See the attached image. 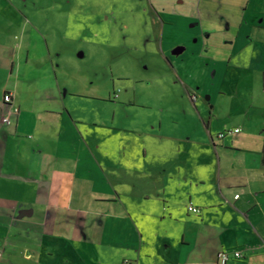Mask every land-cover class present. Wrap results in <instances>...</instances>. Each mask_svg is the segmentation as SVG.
Listing matches in <instances>:
<instances>
[{
  "label": "crops",
  "instance_id": "crops-1",
  "mask_svg": "<svg viewBox=\"0 0 264 264\" xmlns=\"http://www.w3.org/2000/svg\"><path fill=\"white\" fill-rule=\"evenodd\" d=\"M38 2L0 0V81L9 83L15 75L17 79L35 81L33 90L53 92L47 99L38 95L31 100L21 98L18 87H5L4 94L12 93L13 104L20 108L10 124L2 120L9 104L0 99V264H14L5 256L14 253L28 261L41 254L43 264H92L86 250L91 245L88 242L93 245L98 237L101 250L111 247L112 251L115 246L123 249V254L107 264H140L143 233L139 227L137 233L134 228H126L129 212L124 214L110 207L116 204L121 208L123 197L115 188L126 184L125 171L132 170L135 177V167L106 165V156L101 157L103 152L99 150L110 153L113 143L111 148L101 147L100 143L96 148L83 134L80 123H89L74 115L57 82L50 53L39 49L38 41L28 33V12L37 11ZM150 10L159 25L157 52L169 60L173 70L197 73L202 81L196 85L202 94L209 93L217 82L216 77L210 78V72L217 76L219 66L230 67L231 60L238 65L243 60L251 70L261 64L259 70L264 73V0H166L151 3ZM168 28L172 34L165 39ZM173 33L178 36L173 37ZM156 34L155 38L159 36ZM31 42L37 44L33 52ZM208 103L211 105L210 97ZM123 104L116 103L115 107L118 110ZM101 120L111 136H118L117 153L121 156L128 152L125 131L138 135L139 158L147 156L148 141L164 139L159 132L162 119L143 121L148 129L140 126L137 130L117 122L116 110L111 118ZM177 139V147L172 150L182 155L188 145L184 146L183 138ZM222 141L221 147L213 146L217 159L216 198L205 202L191 192L184 200L187 214L195 215L191 221L197 230L193 237L185 231L181 233L177 255L170 245H165V257L171 264H220L218 252L234 249L240 250L242 257L232 258L228 264H264V141L251 150L254 152L236 158H232L233 149L241 150V139ZM168 168L163 167L169 176L172 169L167 172ZM162 170L154 171L162 174ZM156 172L146 178H158ZM180 172L183 177L182 168ZM136 175L140 176L138 172ZM104 185L114 189L110 194H94L101 193L99 188ZM83 186L90 187L89 194ZM93 203L99 206L93 208ZM190 203L200 207L201 212H190ZM163 209H167L165 205ZM169 216L176 218L177 214L170 212ZM127 229L130 238L116 241L115 245L108 243L112 231L123 235ZM152 247L145 256L155 254H151L156 251ZM58 251L59 261H50Z\"/></svg>",
  "mask_w": 264,
  "mask_h": 264
},
{
  "label": "rangeland",
  "instance_id": "rangeland-1",
  "mask_svg": "<svg viewBox=\"0 0 264 264\" xmlns=\"http://www.w3.org/2000/svg\"><path fill=\"white\" fill-rule=\"evenodd\" d=\"M160 1L164 3L166 0H39L40 10L28 12L31 20L28 33L38 41L39 49L50 53L57 82L74 115L89 123H80L83 134L91 138L95 146L100 143L101 147L107 145L111 148L110 143H113L114 149L111 148L110 153L99 147L103 152L101 157L106 156V165L134 166L136 173L140 174L135 173L132 177V170L125 171L126 184L115 188L123 197L121 208L110 204L111 210L130 213L126 228H134L137 233L139 227L143 233L140 237L143 247L140 264H171V260L165 257V245H170L177 255L182 244L181 233L185 231L195 236L197 226L191 221L195 215L187 214L184 200L191 192L205 202L216 198L214 145L221 147L222 140L230 143L240 138L241 150L233 149L232 158H236L254 152L251 150L264 141V73L259 70L261 64L257 70L248 69L243 60L239 65L231 60L230 67L221 64L217 76L210 72V78L216 77L214 88L202 94L197 88L202 78H198L197 73L181 68L173 70L169 60L157 52L159 25H156L150 9L151 3ZM27 2L31 4L32 0ZM155 33L159 34L156 38ZM170 33L168 28L164 32L165 39L171 37ZM176 33L172 36L177 37ZM36 45L31 42V52ZM34 83L33 80L17 79L15 75L9 83L0 81V99L5 101V87L14 90L18 87L20 97L31 100L38 95L47 99L53 93L33 90ZM196 91L199 98L194 103L190 95ZM208 97L213 107L208 103ZM122 102L125 104L117 110L115 104ZM115 110L117 122H124L128 128L136 130L140 126L148 129V124H144L147 120L162 119V130H157L164 139L160 138L157 143L148 141L147 156L141 154L142 158H139L137 153L141 142L138 135L125 131V150L128 152L121 156L117 153L118 136H111L100 123L102 118H111ZM95 122L100 125L95 126ZM235 127H240L241 132L227 134L224 139L219 137L221 132ZM177 138H183L185 147L188 145L182 155L172 150L177 147ZM164 166L169 167L167 172L172 169V174L168 176ZM159 168L163 173L157 171L158 178H146ZM84 188L89 194L90 187ZM99 189L101 193L94 194H110L114 188L104 185ZM92 205L93 208L99 206ZM170 212L177 214L176 218H170ZM127 233L128 229L123 235L112 231L108 243L115 245L116 241L127 240L130 238ZM98 238L93 245L88 242L91 245L86 250L87 259L92 264L114 262L123 254V249L117 246L112 251L111 247L101 250ZM29 244L34 242L29 240ZM152 246L156 247L157 253L145 256ZM5 256L13 259L14 264L44 262L41 254L31 261L22 259L17 253ZM50 258V261L58 262L61 252Z\"/></svg>",
  "mask_w": 264,
  "mask_h": 264
},
{
  "label": "built area",
  "instance_id": "built-area-1",
  "mask_svg": "<svg viewBox=\"0 0 264 264\" xmlns=\"http://www.w3.org/2000/svg\"><path fill=\"white\" fill-rule=\"evenodd\" d=\"M115 96H118V94L116 93ZM191 99L193 102H196L198 99V95L197 94H192L191 95ZM4 100L6 104H9L8 109L6 110V112L3 114L2 120L5 123L10 124L12 122V117H14L15 115H18L20 112V108L19 106L13 104V94L8 92L4 95ZM241 129L238 127H235L234 129L228 130L226 132H221L219 134L220 138L225 137L227 134L228 135H233L237 132H240ZM188 210L192 213L195 214H199L201 212V208L196 206L193 203H190L188 205ZM1 256V255H0ZM218 261L220 262V264H228L230 262V260L233 259H239L242 257V252L240 250H221L218 252Z\"/></svg>",
  "mask_w": 264,
  "mask_h": 264
},
{
  "label": "trees",
  "instance_id": "trees-1",
  "mask_svg": "<svg viewBox=\"0 0 264 264\" xmlns=\"http://www.w3.org/2000/svg\"><path fill=\"white\" fill-rule=\"evenodd\" d=\"M6 93H8V92H6ZM5 93V94H6ZM262 163H263V165H264V147H263V152H262Z\"/></svg>",
  "mask_w": 264,
  "mask_h": 264
},
{
  "label": "flooded vegetation",
  "instance_id": "flooded-vegetation-1",
  "mask_svg": "<svg viewBox=\"0 0 264 264\" xmlns=\"http://www.w3.org/2000/svg\"><path fill=\"white\" fill-rule=\"evenodd\" d=\"M195 94H196V93H195ZM191 95H192V94H191ZM191 95H190V96H191Z\"/></svg>",
  "mask_w": 264,
  "mask_h": 264
}]
</instances>
